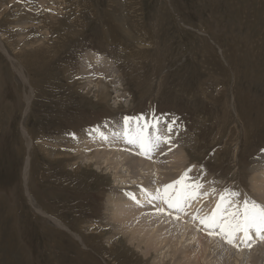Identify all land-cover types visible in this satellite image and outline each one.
<instances>
[{
  "label": "rangeland",
  "instance_id": "obj_1",
  "mask_svg": "<svg viewBox=\"0 0 264 264\" xmlns=\"http://www.w3.org/2000/svg\"><path fill=\"white\" fill-rule=\"evenodd\" d=\"M0 38L24 71L22 79L0 50V264H150L153 257L144 258L107 223L114 172L94 163L76 165L81 158L72 152L78 146L70 138L84 132L92 146L97 129L120 130L124 117L156 118L161 127L175 121L173 129L189 140L183 169L197 168V183L216 182L220 194L242 185L252 195L251 169L264 161L258 160L264 157V0H0ZM30 38L36 41L30 44ZM92 54L93 68L84 73ZM97 57L102 60L95 64ZM109 58L119 72L115 82L104 74ZM88 74L109 85L108 102L96 97V89L88 92ZM28 85L33 97L26 113ZM149 133L156 135L153 128ZM114 147L108 141L105 150ZM133 150L129 155L148 159ZM163 181L160 188L169 180ZM30 197L85 244L43 215Z\"/></svg>",
  "mask_w": 264,
  "mask_h": 264
},
{
  "label": "bare ground",
  "instance_id": "obj_2",
  "mask_svg": "<svg viewBox=\"0 0 264 264\" xmlns=\"http://www.w3.org/2000/svg\"><path fill=\"white\" fill-rule=\"evenodd\" d=\"M55 22H57V21H54V23ZM61 24H62V26H64L63 21L60 20L59 25H61ZM57 28H58V26H57ZM128 34L130 35V33H128ZM28 35H30V34H28ZM1 39L2 38H0V50H1V52L5 53L8 60H10V63H11L13 70L16 71L18 73V76H21V78L23 79V75H24L23 69L19 67V64L17 63V61L15 59H13L12 57H10L7 54V52H9V48L6 45V41L1 40ZM35 41H36L35 38H30V44H33ZM125 41H126V39H125ZM62 42L66 43L64 34H62ZM138 46L140 47V45H138ZM39 51L41 54L44 53L42 50H39ZM30 55H33V53L30 52L29 56ZM95 56H97V54H92V55H89L87 57V61L85 62L84 67H83L84 73H86L85 71H87L89 66H91L93 68V65H89V63H90V58H94ZM99 58L100 57H97L95 60H91V61L95 62V64H97L99 60H102ZM103 65L105 66L104 74L107 76V78L113 77L114 82H115L117 79V73L119 74V72H117V68L114 65V63L112 62V60L109 58V66H108L107 62H105L103 60ZM107 66H108V68H107ZM91 73H92V71H91ZM99 78H101V76ZM99 78L96 79L92 75L88 74L87 77L84 78V79H86L85 82L87 81L85 86H88V88H87L88 92H91V90H93L92 88L96 89V94H95L96 97L98 99H102L103 101H107L110 97L111 88L109 87V85L107 83H105V81L103 79H99ZM26 83H28V80L26 81ZM234 83H235V81H234ZM24 85H25V83H24ZM28 88H29V90L25 92V87H24V95L26 97L25 100L27 102L26 113H28V110H29L28 108L30 107V106L28 107V105L31 104L29 102H31V99L33 97L31 86L28 85ZM116 95L118 96V98L121 97V94H119V95L116 94ZM204 96H206V95H204ZM118 106H119V104H118ZM236 106H238V104ZM116 119L118 121L119 118H116ZM122 121H123V119H122ZM169 124H171L170 119H169ZM169 124L166 125V123H165L162 127L158 125L159 132L161 134H164L167 137H169L170 138L169 141L173 139L175 142L174 147H176V149H171V147L168 146L169 141L164 142V143H160L159 146L154 151L151 152L152 157H155V158L157 157L154 160H155V163H158V164L150 163V160H148V159H150L149 157H147L148 159H143L142 158L143 156L141 157V156H139V154L137 156L135 155L136 157L134 156V154L129 155V154H131L130 152L133 150V148H134V150H137V151L139 150L140 152H141V149L135 144L127 143L125 138L122 135H120V133L123 131L124 128H122L120 130L118 129L119 127L114 128V129L112 128V130H110L109 132H105L104 130L99 129L100 132L97 131V133H96V135L99 137V139H97V142H95L93 139H91L92 146H91V144L90 145L88 144L91 147H88L87 143H89V141H88L89 139L85 136V133L82 132L81 130L80 131L82 132V134L80 133L79 136L70 138L72 145L76 144V146H78V148L73 146V148L75 147V151H72V152L76 155H79V157L81 158V160L75 162L76 165H79L80 163H83V162L88 163V164L94 163L96 166L99 167V169H102L103 167H109L110 171L111 172L113 171L115 174L114 179L117 181V183L114 186L115 190L113 192H109V194H108L109 203L107 205V207H108V211H107L108 216L107 217H109V220L107 221V223H109L111 225V228H112L111 230H113L116 235L121 236V234H122L125 238H127L128 243L130 245L136 246L137 249L141 250L144 258L146 257L147 259H149V258L153 257L150 264H264V240L259 239V237L256 236L254 231L252 233V236H253L252 240L253 241L252 240L249 241V243L251 245L250 247L245 246V244L243 243V233L238 234L236 244L239 246L237 247V246H234L233 244L226 243L225 242L226 240L221 238L220 235H218V236L209 235L208 233L212 230L205 228L200 223V220L196 218L197 215L201 218L209 216L213 212V210L216 208L217 204L220 202V196L223 194H220L218 192V190L213 191V189H215V188L218 189V187H216V182H214L215 184L212 183L211 187H208L209 185L208 186H206V185L209 182L206 181L207 184H204L205 181H203V183L201 184L202 187L198 190L199 194L197 195V197L195 199L190 201V206H188L189 209L188 208L184 209L183 212H181L175 208H169L167 204L163 203L160 200L150 199V197L147 194H145V196H143V197L140 196L142 194L143 187L148 188V190H150V191H148L147 193H150V194H155L157 189H163L162 187H164V185L161 186V188L159 187L162 184L163 179H165L166 182L169 180L167 184L173 183L174 181L177 180L176 177L178 175L176 176V174L180 170H184V171L188 172L189 179H188L187 183H190V184L191 183H197L196 179L194 178V173H193L194 166H192V169H190L191 171H188L189 168L183 169L184 166L187 165V163L189 162L188 151L186 148L187 147L186 145L188 144V141H189L187 138L188 136H186V135L184 136L182 133L176 132L175 129H173L172 132H168L167 126ZM193 124H194V122H193ZM115 125H118V124L115 122ZM175 127H177V125ZM83 129L84 128H82V130ZM114 130H115V134L113 133ZM153 130L156 133V129H153ZM75 131H77V130H75ZM103 131H104V133H102ZM178 131H179V128H178ZM184 131H183V133H184ZM101 133L103 134L104 137H107V139L102 138ZM23 134L27 140L29 149H31V144H32L31 138L26 134L25 130H24ZM152 136L154 137L155 135L152 134ZM113 140H114L115 147L112 148L111 151H107L108 148L105 150V148L107 147L108 141L112 145ZM178 143L180 144V147L177 148ZM181 143H183V144H181ZM190 143H193V142H190ZM196 143H197V141H196ZM122 144H123V146L128 145V147H131L132 150L130 148H128L131 150L130 152L127 150H124V149H127L126 147L124 149H122V147H123ZM43 150H45V147H43ZM134 150H133V152H135ZM222 150H224V148ZM216 152H217V150H216ZM137 153H135V154H137ZM116 156L120 157L119 161H116L114 159V157H116ZM144 157H146V156L144 155ZM259 158H263L262 160H264V157H258V160H259ZM157 159L160 161V163L156 161ZM62 160H65V159L62 158ZM263 165H264V161H263ZM263 165H259L258 167L256 166L255 169L252 167V169H251V171H253V173L251 175V179H250V181H251L250 187L252 190V195H250L251 193L248 194L247 190L242 185L238 186V191H236V192L240 193V196L238 197L240 203H242L245 198H250L251 200L255 201L256 203H258L260 205L264 204V166ZM196 169L194 168L195 171H197ZM154 170H156V171L160 170V174H158V175L163 177V179L161 178V181L156 182L158 179L156 180L157 175L153 176ZM207 170H208V168H207ZM184 171H182V172H184ZM204 171H206V170H204ZM255 171H257V174L255 173ZM124 172H127V175L122 174ZM201 172H203V171H201ZM29 175H30V167H29V164L27 163L25 171L23 173L24 181H25L26 185L28 184ZM179 175H181V174H179ZM228 175H229V173H228ZM210 176H212V175H209L208 177H210ZM212 180H213V178H212ZM165 181H163V183ZM120 183H123L124 185L119 186L120 190H118L117 186ZM220 183H223V182H220ZM235 183L238 184V182H235ZM164 184H166V183H164ZM198 184H200V183H198ZM121 187L125 188V190L123 192H124V196H125L126 200L124 199V197L121 193ZM207 189H208V191H207ZM231 189H233V187H231ZM134 191H138V193L136 195H134L133 194ZM52 192L55 193L54 191H52ZM53 193H52V195H53ZM205 193H207V195H205ZM135 197H141V198H138V200H135L134 199ZM30 199L33 202V204L35 205V207H37V209L43 215L51 218L60 227L72 232L74 236L79 237L80 241L83 244H85L84 239H83L81 234L74 232L71 229V227L69 228V226L64 225L59 218L54 217L51 214H48L38 204H35V202L33 201V199L31 197H30ZM59 199H60V197H59ZM233 199L236 200L237 198H233ZM137 201H140L141 203H139ZM133 202L138 203V205L135 209L131 206V205H134ZM137 215H139V216L136 217ZM194 221H196V222H194ZM101 222H103V221H101ZM107 223H106V225H108ZM86 224H84V225H86ZM99 226H101V225H99ZM0 227H2V226H0ZM4 227H5V225H4ZM218 231L219 230L217 229L216 232L218 233ZM102 234H104V233H102ZM116 235H115V238L109 237V241L111 242L112 239H116ZM238 241H239V243H238ZM254 241H257V243H255ZM11 242H13V244H14V241H11ZM81 247H82V245H81ZM10 249H12V248L10 247ZM81 250H83V249H81ZM168 252L171 254L170 259L165 258L166 256H168V255H166ZM246 254L249 255L248 256L249 260H245V257H247ZM4 264H6V263H4Z\"/></svg>",
  "mask_w": 264,
  "mask_h": 264
},
{
  "label": "snow or ice",
  "instance_id": "obj_3",
  "mask_svg": "<svg viewBox=\"0 0 264 264\" xmlns=\"http://www.w3.org/2000/svg\"><path fill=\"white\" fill-rule=\"evenodd\" d=\"M130 122H134V128L130 126ZM158 123L156 118L149 123L143 116L124 117V129L120 135L125 138L127 143L137 145L141 149V154L150 157V153L160 143L168 142L170 139L159 132ZM174 125L175 121H172L167 126V131L172 132ZM150 128L156 129L154 137L149 133ZM101 136L107 139L102 133ZM188 179V172H185L180 179L165 185L163 189H157L155 194L145 191L150 199L160 200L169 208L183 212L186 206H190L189 202L197 197L198 190L202 187L198 183H187ZM239 196V192L226 189L225 194L220 196V202L209 216L201 218L197 215L196 218L205 228L212 230L208 233L209 235L218 234L227 243L237 247L239 246L236 244L238 234L243 233V243L250 247L249 241L253 239V231L259 239L264 240V205H260L250 198H245L242 203L233 199Z\"/></svg>",
  "mask_w": 264,
  "mask_h": 264
}]
</instances>
